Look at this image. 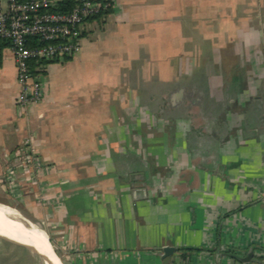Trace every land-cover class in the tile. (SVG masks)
<instances>
[{
    "label": "crops",
    "instance_id": "0c3cea01",
    "mask_svg": "<svg viewBox=\"0 0 264 264\" xmlns=\"http://www.w3.org/2000/svg\"><path fill=\"white\" fill-rule=\"evenodd\" d=\"M113 2L77 56L32 63L44 99L23 113L2 51L0 173L33 136L67 264H264V15L253 30V0Z\"/></svg>",
    "mask_w": 264,
    "mask_h": 264
},
{
    "label": "built area",
    "instance_id": "2783aa9c",
    "mask_svg": "<svg viewBox=\"0 0 264 264\" xmlns=\"http://www.w3.org/2000/svg\"><path fill=\"white\" fill-rule=\"evenodd\" d=\"M61 0H0V44L7 42L17 67L20 91L16 100L20 112L44 99V84L40 67L32 63L42 61L65 62L82 50L85 27L93 20H102L114 9L113 0H75L76 7L69 13L54 9ZM100 17L99 19H95ZM38 73L35 75V73ZM30 136L7 157L14 176L12 183H36L38 201H50V186L41 181L44 165ZM10 154V155H11ZM20 178V179H19ZM15 179V180H14Z\"/></svg>",
    "mask_w": 264,
    "mask_h": 264
},
{
    "label": "rangeland",
    "instance_id": "374dc122",
    "mask_svg": "<svg viewBox=\"0 0 264 264\" xmlns=\"http://www.w3.org/2000/svg\"><path fill=\"white\" fill-rule=\"evenodd\" d=\"M249 5H251V7H249V22L251 21L249 25L253 30H259L261 26L257 22L256 17H258L259 18L258 20H260V18L264 15L263 14L264 6H262L261 0H253V3L249 2ZM213 27L214 25H211L210 23L207 25V30L212 34L214 33L219 34V31H215ZM262 42L263 41H261L260 39L255 42V44H261L260 46H257L259 48L257 47L255 48L258 49L256 51H258L259 52L258 54L261 55L264 49L263 46L264 42L263 43ZM177 51L178 48L175 45L174 52ZM258 58L261 59V56H259ZM231 62L234 63V61ZM28 138L29 137H27L22 143H24ZM22 143H20L16 147H19ZM12 151L8 155L10 159L12 156L11 154ZM10 163L11 162H9L6 159V161H4V165H3L4 168L2 169V173H0V181H1L0 185L2 187V188L0 187V203L11 208V210H13L17 214V218L19 216L20 218L29 222L31 225L43 229L50 237L51 225H52V221H54V217H52V215L48 213L50 211H46V213L42 212L44 207L41 205L42 203L38 201L37 192L40 190L38 185H36V183L35 184L32 183V185L23 182L12 183V181L10 180L12 179V177L13 178L15 177L11 175L7 176L9 175L8 173L11 170ZM40 179L41 181H44L43 175H41ZM46 184L48 185V183ZM27 199H31L34 202V204L39 208L34 209L33 211H28V209L26 208ZM7 233L9 236V232ZM55 252L57 253L56 250ZM262 254H264V252H262L260 255ZM187 260L188 261L186 262L184 261V258L179 256L175 259V261L169 263L198 264L199 262V260H197L196 258H193L192 261H189V259ZM63 262L65 263V261ZM0 264H43V262L38 254L33 253L28 249L20 245H17L16 243L10 240H5L0 238Z\"/></svg>",
    "mask_w": 264,
    "mask_h": 264
},
{
    "label": "bare ground",
    "instance_id": "6f19581e",
    "mask_svg": "<svg viewBox=\"0 0 264 264\" xmlns=\"http://www.w3.org/2000/svg\"><path fill=\"white\" fill-rule=\"evenodd\" d=\"M28 220V219H27ZM31 222V221H30ZM9 232V236L8 233ZM0 238L10 240L40 256L43 264H62L47 233L0 203Z\"/></svg>",
    "mask_w": 264,
    "mask_h": 264
},
{
    "label": "water",
    "instance_id": "95a60500",
    "mask_svg": "<svg viewBox=\"0 0 264 264\" xmlns=\"http://www.w3.org/2000/svg\"><path fill=\"white\" fill-rule=\"evenodd\" d=\"M49 236V235H48ZM50 240V238H49ZM51 241V240H50ZM52 244V243H51ZM53 245V244H52ZM53 248H54V245H53ZM55 250V248H54ZM255 249H251L250 251H248V253H246V257L244 258H239V257H234L235 260H237L239 263H249L250 261L252 260H255ZM56 253V252H55ZM177 253V249L176 247H173V246H167V247H164L162 249V255H161V259L162 260H166L168 258H172L174 255H176ZM60 258V257H59ZM62 264H67V263H64L63 260L60 258ZM257 261V259L255 260ZM259 263H261L259 261ZM262 264V263H261Z\"/></svg>",
    "mask_w": 264,
    "mask_h": 264
},
{
    "label": "trees",
    "instance_id": "16d2710c",
    "mask_svg": "<svg viewBox=\"0 0 264 264\" xmlns=\"http://www.w3.org/2000/svg\"><path fill=\"white\" fill-rule=\"evenodd\" d=\"M76 7V1L75 0H61L57 7L54 9L55 12L58 13H69L71 12L74 8ZM112 12V11H111ZM100 17H97L95 19H99ZM8 45L7 42H1L0 44V55L2 54V51L4 50V48ZM42 64V62H40ZM39 66H41L39 64ZM33 69H35V66L33 65ZM35 75H37L38 73L34 72Z\"/></svg>",
    "mask_w": 264,
    "mask_h": 264
}]
</instances>
